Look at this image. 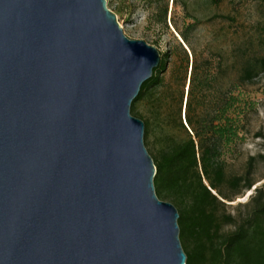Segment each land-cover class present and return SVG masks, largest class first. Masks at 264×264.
I'll list each match as a JSON object with an SVG mask.
<instances>
[{
	"label": "water",
	"instance_id": "95a60500",
	"mask_svg": "<svg viewBox=\"0 0 264 264\" xmlns=\"http://www.w3.org/2000/svg\"><path fill=\"white\" fill-rule=\"evenodd\" d=\"M161 58L108 0H0V264H187L131 113Z\"/></svg>",
	"mask_w": 264,
	"mask_h": 264
},
{
	"label": "rangeland",
	"instance_id": "374dc122",
	"mask_svg": "<svg viewBox=\"0 0 264 264\" xmlns=\"http://www.w3.org/2000/svg\"><path fill=\"white\" fill-rule=\"evenodd\" d=\"M108 7L128 38L146 41L166 60L162 85L137 106L141 117L131 111L143 121L159 114L149 138L145 137L153 158L168 137L186 138L180 120L192 134L185 122V104L193 62L197 65L191 95L195 119L202 123L215 119L216 127L233 121L241 127L234 143H221L230 176L244 174L250 157L258 159L253 170L256 185L221 209L241 222L253 208L248 204L255 188L264 184V0H177L176 4L173 0H108ZM180 34L187 36L193 51L184 46ZM250 65L256 67V75L243 81V70ZM231 91L236 97L233 109L226 104ZM161 200L180 211L170 199ZM235 228L227 226L225 232Z\"/></svg>",
	"mask_w": 264,
	"mask_h": 264
},
{
	"label": "trees",
	"instance_id": "16d2710c",
	"mask_svg": "<svg viewBox=\"0 0 264 264\" xmlns=\"http://www.w3.org/2000/svg\"><path fill=\"white\" fill-rule=\"evenodd\" d=\"M176 2L173 0V4ZM164 20L167 21V9ZM195 24L191 26L194 28ZM180 35L191 48L187 36ZM183 50L187 53L186 49ZM187 60L189 62V57ZM165 70L166 60L161 58L152 78L142 85L132 103L131 111L136 115L140 116L138 104L151 98L162 85L161 75ZM196 70L197 65L193 62L185 104V122L192 134L180 120L179 127L184 129L186 138L168 137L166 145L158 149L155 158L152 157L157 168L154 179L156 193L160 199H170L180 207L178 223L187 264H264V184L255 188L256 192L248 204L253 208L241 222L221 211L226 209L227 201H233L256 185L253 170L258 159L255 156L248 159L244 174H228L227 162L222 159L221 143H234L241 127L233 121L216 127L215 119L206 123L195 119V114L191 113V95ZM256 71L254 65L246 66L241 79L252 80ZM235 99L231 91L226 102L230 109L235 107ZM159 119L158 114L152 120L144 121L146 138ZM261 157L264 158L263 155ZM232 225H235V230L225 232V227Z\"/></svg>",
	"mask_w": 264,
	"mask_h": 264
}]
</instances>
